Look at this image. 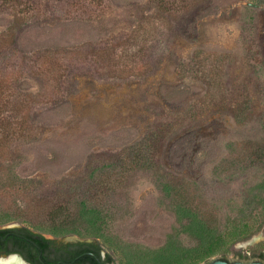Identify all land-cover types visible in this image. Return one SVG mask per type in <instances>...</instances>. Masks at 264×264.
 <instances>
[{
  "label": "rangeland",
  "instance_id": "1",
  "mask_svg": "<svg viewBox=\"0 0 264 264\" xmlns=\"http://www.w3.org/2000/svg\"><path fill=\"white\" fill-rule=\"evenodd\" d=\"M252 4L258 10V22L249 33L256 30L254 41L264 67V3L253 0H210V5L195 11L187 30L180 23L152 18L140 30L143 15H157L150 0H108L101 14L90 21L42 22L26 33L23 48L28 60L20 63L5 56L4 63L17 62L14 72L20 71L13 75L12 85H16V95L21 94L15 100L26 109L15 120L26 119L32 130L29 138L12 141L0 150V211L19 202L18 186L23 183L31 197L46 196L56 204L61 195L72 191L69 187L86 185L88 172L102 160L125 159L145 142L152 147L140 151L158 150L156 160L168 175L197 181L167 182L179 198L191 186L208 192L214 183L212 166L228 154L227 142L257 136L264 103L255 99V116L246 126H238L229 113L214 114L208 106V87L196 72V53L230 55L232 78L250 84L252 68L239 18L242 8ZM11 20L0 11V29ZM180 28L183 33H178ZM144 34L149 39L146 42ZM50 49H76L77 54L44 53ZM101 49L112 51L109 60L97 57ZM123 49H128L127 66L133 73L120 75L113 70H117L115 61ZM48 60L58 67L48 78H39L35 72L39 66L46 67ZM160 125L171 130L163 136ZM112 183L115 195L110 200L118 203L106 210L110 221L105 236L69 235L97 242L105 256L112 257L111 264H177L168 263L158 252L194 240L182 231L162 182L141 175L134 182ZM233 183L246 191L244 182ZM243 198L245 194L233 204L241 205ZM34 218L0 223V228L27 226L47 238L65 237L47 231L51 222L45 218ZM262 252L264 226L252 238L197 264L214 259L264 263Z\"/></svg>",
  "mask_w": 264,
  "mask_h": 264
},
{
  "label": "trees",
  "instance_id": "2",
  "mask_svg": "<svg viewBox=\"0 0 264 264\" xmlns=\"http://www.w3.org/2000/svg\"><path fill=\"white\" fill-rule=\"evenodd\" d=\"M107 2L108 0H0V11L3 10L12 17L11 23L5 29H0V150L12 141L29 138L32 130L26 119L15 120L18 119V113L26 109V105L18 104L16 100L21 94L16 95V85H12L13 75L20 71L14 72L17 62L13 60L5 64V56L17 59L20 63L28 60L23 46L26 33L31 29L39 28L42 22L71 19L90 21L101 14ZM150 3L156 6L157 15H143L140 30L150 25V18L153 21L157 19L170 21L172 24L180 23L187 30L195 11L210 5V0H150ZM253 3L261 4L264 0H253ZM254 6H244L239 18L246 57L252 68L253 79L250 84L247 82L242 85L237 78H232L230 55L200 50L196 53V72L208 87L209 108L214 114L229 113L238 126H246L253 121L256 98L264 103V67L254 41L256 30L249 33L252 25L258 22V10ZM182 28L178 33H183ZM140 30L136 32L139 34ZM246 35H252V38L247 39ZM144 36V42L148 41L147 36ZM156 48L157 45L152 46L151 50L154 52ZM123 50V55L115 54L118 56L114 65L117 70H113L120 75L133 73L127 66L129 55L125 52L128 49ZM44 53L52 56L77 54V50L50 49ZM96 53L104 61L109 60L112 51L101 49ZM54 60H48L46 67L37 68L35 73L39 78H48V73L58 67L51 63ZM257 122V136L227 142L228 154L212 166L214 183L208 192H198L197 186L196 189L191 186L187 195L179 198L173 185L167 182L197 181L168 175L156 160L158 150L140 151L145 146L152 147V144L147 145L145 142L140 150L129 152L125 159L102 160L88 172L86 185L69 187L72 191L61 195L56 204L46 196L31 197L26 191L25 183L21 182L23 184L18 186L22 195L18 202L20 204L13 202L14 206H7V210L0 211V223L27 222L34 215L35 218L43 217L51 222L47 231L54 235L104 237L110 221L106 210L111 208L110 205L113 208L118 203L110 200L115 195L112 182H134L135 178L143 175L153 182H162L165 196L174 206L182 231L186 237L194 240L189 245L181 242V245L179 243L171 251L162 250L158 252V256L166 258L168 263L175 261L177 264H197L221 252L223 248H232L235 244L252 238L264 226V115H260ZM152 129L153 126L151 133L154 131ZM170 130L171 128L158 126V131L163 136ZM151 136L152 141L155 134ZM214 150L213 147V154L216 153ZM255 178V181H251ZM29 181L32 180L26 182ZM233 182H244L246 191L238 190ZM183 188L184 191L187 189ZM244 194L241 205L233 204L235 199ZM51 242L52 240L27 226L0 228V252L18 251L31 264H51L47 252ZM100 252L101 246L98 244V258H101ZM260 257L264 260V252ZM107 261H112L109 254Z\"/></svg>",
  "mask_w": 264,
  "mask_h": 264
},
{
  "label": "flooded vegetation",
  "instance_id": "3",
  "mask_svg": "<svg viewBox=\"0 0 264 264\" xmlns=\"http://www.w3.org/2000/svg\"><path fill=\"white\" fill-rule=\"evenodd\" d=\"M44 237L47 238L46 236ZM62 238H48L52 240V242L47 247V252L50 255L51 264H111V262L107 261V256H105L102 250L100 252L101 258L97 257V242L92 240L90 242H87L85 240L84 242L62 243L61 241H59ZM10 249L13 250V248ZM13 253L22 256V254L18 253V251H11V253L0 252V255L3 256L4 254ZM94 256H96V259H94ZM83 258L86 261H81V259ZM25 261L27 260L25 259ZM27 263L31 264L28 261Z\"/></svg>",
  "mask_w": 264,
  "mask_h": 264
},
{
  "label": "water",
  "instance_id": "4",
  "mask_svg": "<svg viewBox=\"0 0 264 264\" xmlns=\"http://www.w3.org/2000/svg\"><path fill=\"white\" fill-rule=\"evenodd\" d=\"M59 241H61L62 243H73V242H84L85 240L80 239L79 237H77L75 235H69V236L63 237ZM86 241L90 242L91 240H86ZM3 256L4 257H0L1 263H3V261L7 260L10 256H17L22 261L27 263V261H25V259L22 256H20L19 254H15V253H13V254H4ZM208 264H264V263H262V262H252V263L234 262V263H232V262H229L227 260L214 259V260L210 261Z\"/></svg>",
  "mask_w": 264,
  "mask_h": 264
},
{
  "label": "bare ground",
  "instance_id": "5",
  "mask_svg": "<svg viewBox=\"0 0 264 264\" xmlns=\"http://www.w3.org/2000/svg\"><path fill=\"white\" fill-rule=\"evenodd\" d=\"M0 257H4L2 255H0ZM0 264H27L24 261H22L19 257L17 256H10L7 260L3 261V263Z\"/></svg>",
  "mask_w": 264,
  "mask_h": 264
}]
</instances>
